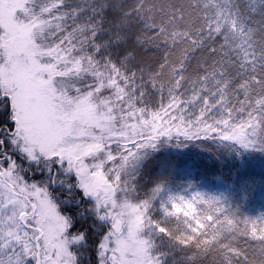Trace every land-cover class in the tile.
Returning a JSON list of instances; mask_svg holds the SVG:
<instances>
[{"label":"snow or ice","instance_id":"1","mask_svg":"<svg viewBox=\"0 0 264 264\" xmlns=\"http://www.w3.org/2000/svg\"><path fill=\"white\" fill-rule=\"evenodd\" d=\"M172 136L264 148V0H0V264H264V222L133 201Z\"/></svg>","mask_w":264,"mask_h":264},{"label":"trees","instance_id":"2","mask_svg":"<svg viewBox=\"0 0 264 264\" xmlns=\"http://www.w3.org/2000/svg\"><path fill=\"white\" fill-rule=\"evenodd\" d=\"M150 55L151 53L148 54ZM159 101V96L149 97L148 110H156L152 105ZM140 106L145 105H138ZM239 120L240 117H237V121ZM168 138L170 137L159 139L160 142L154 148L147 149L149 153L136 177L139 195L144 197V194H153L155 189L190 185L194 189L219 192L223 196V212L216 215L221 222L225 217L231 219L234 229L242 230L246 223L251 228L252 221L264 222L260 219L264 217V209L256 199L264 190V148L249 152L235 143L221 141L219 138ZM152 215L155 216V212ZM165 226L175 228L176 223L171 221ZM227 228L228 225L225 224V233ZM181 234L177 232V236ZM234 244L251 254L249 246L256 242L250 235L244 236L236 232ZM182 255L184 254L181 253L180 256Z\"/></svg>","mask_w":264,"mask_h":264},{"label":"rangeland","instance_id":"3","mask_svg":"<svg viewBox=\"0 0 264 264\" xmlns=\"http://www.w3.org/2000/svg\"><path fill=\"white\" fill-rule=\"evenodd\" d=\"M69 23L71 24V21H69ZM173 137L178 138V136H173ZM170 138H172V137H170ZM170 138H168V139H170ZM221 141H223V140H221ZM159 142H160L159 140L156 141V143H159ZM227 142L235 143V144L239 145L238 143L233 142V141H227ZM239 146H241V145H239ZM112 147L114 148L115 145L112 144ZM241 147H243V146H241ZM150 148L152 149V147H150ZM150 148H147V149H150ZM147 149L141 150V153L139 154L138 158L135 161H133L130 165H128V167H127V174L133 180V182L137 188H138V181H137L136 177H137L138 173L140 172L141 167L143 166V162L145 161L147 153H149V151H147ZM243 149L245 151L251 152V151H253V149H257V150L260 149V147H258V146H253V147H249V148L243 147ZM153 193H155V197H156L154 203H156L158 205L160 203L167 204L170 199H176V198L181 197V196L186 198V199H190L196 193L201 194L205 199H215L220 204V207H221V204L223 203V196L221 194H219V192H208L204 189H194L190 185H185L181 188L168 187V188L160 189L158 191L155 189V190H153ZM139 197H142V196L139 195V192H138L136 194V196L133 197V201L136 202V199ZM256 199L258 200L259 204L264 209V190L259 196H257ZM259 212H261V211H259Z\"/></svg>","mask_w":264,"mask_h":264}]
</instances>
